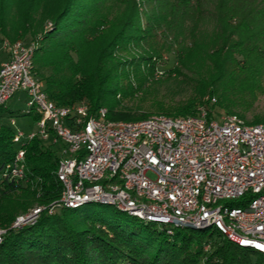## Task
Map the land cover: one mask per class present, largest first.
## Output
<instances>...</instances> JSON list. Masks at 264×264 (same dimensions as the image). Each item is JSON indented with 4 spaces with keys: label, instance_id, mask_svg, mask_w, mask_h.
Returning a JSON list of instances; mask_svg holds the SVG:
<instances>
[{
    "label": "trees",
    "instance_id": "1",
    "mask_svg": "<svg viewBox=\"0 0 264 264\" xmlns=\"http://www.w3.org/2000/svg\"><path fill=\"white\" fill-rule=\"evenodd\" d=\"M1 39L36 43L33 73L59 105L103 106L110 120L202 107L209 117L220 110L264 123V0H0ZM165 83L174 99L146 96ZM0 122L1 165L13 157L14 130ZM24 148L28 182L0 183V264H264L263 253L216 230L169 233L116 207L133 222L78 206L11 227L56 203L62 188L54 145L35 135Z\"/></svg>",
    "mask_w": 264,
    "mask_h": 264
},
{
    "label": "built area",
    "instance_id": "2",
    "mask_svg": "<svg viewBox=\"0 0 264 264\" xmlns=\"http://www.w3.org/2000/svg\"><path fill=\"white\" fill-rule=\"evenodd\" d=\"M0 43L7 54L0 62V107L22 91L28 96L24 113L39 115L37 130L14 131L17 147L0 165V183L28 182L24 145L38 135L59 155L61 194L49 213L111 204L169 233L209 228L264 254V123H246L234 113L216 119L202 107L197 114L110 120L103 106L91 112L85 102L59 105L33 73L36 43ZM41 209L13 225L33 223Z\"/></svg>",
    "mask_w": 264,
    "mask_h": 264
},
{
    "label": "rangeland",
    "instance_id": "3",
    "mask_svg": "<svg viewBox=\"0 0 264 264\" xmlns=\"http://www.w3.org/2000/svg\"><path fill=\"white\" fill-rule=\"evenodd\" d=\"M256 2H260L261 0H255ZM6 51L2 48V45L0 43V62L3 61L6 58ZM241 60V59H240ZM243 60V59H242ZM255 61V60H253ZM170 62V60H169ZM264 80V77H263ZM171 90H173L167 83L165 84H152L149 88L148 93L146 96L151 99H164L170 101L171 99H174L171 93ZM28 100V96L25 92L22 91H16L9 100L5 103V106L0 109V116L2 118V121L8 125L14 130L19 131L23 130L25 133L30 131L37 130V126L32 119V116L30 114L24 113V110L26 109V102ZM201 107V105H198ZM257 109H264V94H259V98L257 101ZM223 111L217 110L214 114V117L216 119H219V117L223 114ZM234 114H237L242 118L241 115H239L236 112H232ZM253 113V112H252ZM13 121V123H11ZM17 147L16 144H14V149ZM57 151V146H54ZM58 153V151H57ZM99 209L107 216H114L117 217L123 221H127L132 223L133 221L130 220V216L123 212H116L115 208L111 204H102L99 202H88L84 203L81 206L77 208L78 211L82 212L85 210H95ZM60 210V208L58 209ZM138 224L141 222L140 219H136Z\"/></svg>",
    "mask_w": 264,
    "mask_h": 264
},
{
    "label": "water",
    "instance_id": "4",
    "mask_svg": "<svg viewBox=\"0 0 264 264\" xmlns=\"http://www.w3.org/2000/svg\"><path fill=\"white\" fill-rule=\"evenodd\" d=\"M51 204H52V203H51ZM49 205H50V204H49ZM49 205H48V206H49ZM38 206L42 207L43 205H42V206H41V205H38ZM48 206H43V209H41L40 212H38V214H37V216H36L35 219H37V217L39 216V214H40L43 210H47V211H48ZM35 207H37V206H34L33 208H35ZM33 208L29 209V210H28L27 212H25V213H22V214L17 215V216L15 217V219L13 220V222H12V224H11V227L18 228V227H21V226H23V225H25V224H29V223L27 222V223L19 224L18 226L13 225L14 221L16 220V218H17L18 216H20V215H25V214L30 213V212L32 211ZM0 229H3V232L1 233V238H2V234L5 232V229H4V228H0Z\"/></svg>",
    "mask_w": 264,
    "mask_h": 264
}]
</instances>
